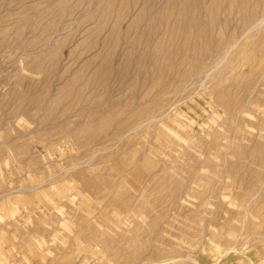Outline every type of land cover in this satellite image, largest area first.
I'll list each match as a JSON object with an SVG mask.
<instances>
[{
	"label": "rangeland",
	"instance_id": "374dc122",
	"mask_svg": "<svg viewBox=\"0 0 264 264\" xmlns=\"http://www.w3.org/2000/svg\"><path fill=\"white\" fill-rule=\"evenodd\" d=\"M0 264H264V0H0Z\"/></svg>",
	"mask_w": 264,
	"mask_h": 264
}]
</instances>
